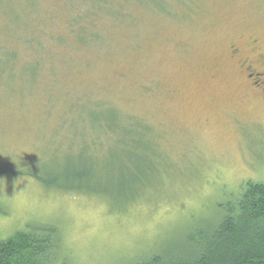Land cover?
Masks as SVG:
<instances>
[{
  "label": "rangeland",
  "instance_id": "rangeland-1",
  "mask_svg": "<svg viewBox=\"0 0 264 264\" xmlns=\"http://www.w3.org/2000/svg\"><path fill=\"white\" fill-rule=\"evenodd\" d=\"M81 1L0 0V240L49 225L44 264L181 255L264 182V0H111L91 38ZM120 118L141 146L89 147Z\"/></svg>",
  "mask_w": 264,
  "mask_h": 264
},
{
  "label": "trees",
  "instance_id": "trees-1",
  "mask_svg": "<svg viewBox=\"0 0 264 264\" xmlns=\"http://www.w3.org/2000/svg\"><path fill=\"white\" fill-rule=\"evenodd\" d=\"M81 4L83 9L80 12L82 14H79V30L85 32L88 29L91 38L96 26L86 23L89 18L87 16L92 18L97 11L96 16L109 12L107 6H113V3L111 0H82L76 5L71 4V7H80ZM28 12L31 14L30 9ZM230 48L232 54L239 49L234 45ZM10 53L4 55L11 58ZM113 122H96L101 125L95 126L102 130L104 140L94 134L90 141H86L90 144L89 147H97L99 144L108 146L113 140L119 145L121 139H125L121 135L128 137L122 142V146L142 145L134 143V135L142 137L141 133L146 134L147 129L144 126L130 124L124 118L115 119ZM41 181L44 182L42 179ZM237 191L239 192L236 197L225 206L224 216L210 230L199 231V239H195L191 249L168 258L153 255L140 264H264V182L246 181ZM53 233L52 227L42 224L29 226L1 239L0 264H44V260L51 258L49 248H55L59 243Z\"/></svg>",
  "mask_w": 264,
  "mask_h": 264
},
{
  "label": "flooded vegetation",
  "instance_id": "flooded-vegetation-1",
  "mask_svg": "<svg viewBox=\"0 0 264 264\" xmlns=\"http://www.w3.org/2000/svg\"><path fill=\"white\" fill-rule=\"evenodd\" d=\"M239 50V49H238ZM236 51V52H239V51ZM247 69H248V71H251V68L250 67H247ZM263 73V74H262ZM262 73H258V75H264V72H262ZM255 75H257V74H252V73H249L248 74V77L250 78V81H251V86L253 87V88H257V89H259L260 87H261V84H260V81L259 80H253V76H255Z\"/></svg>",
  "mask_w": 264,
  "mask_h": 264
}]
</instances>
